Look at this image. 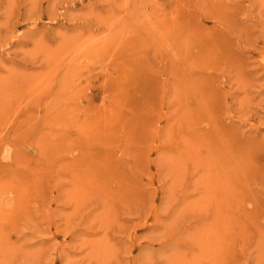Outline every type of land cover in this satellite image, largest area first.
Returning a JSON list of instances; mask_svg holds the SVG:
<instances>
[{"label":"rangeland","instance_id":"374dc122","mask_svg":"<svg viewBox=\"0 0 264 264\" xmlns=\"http://www.w3.org/2000/svg\"><path fill=\"white\" fill-rule=\"evenodd\" d=\"M0 264H264V0H0Z\"/></svg>","mask_w":264,"mask_h":264},{"label":"bare ground","instance_id":"6f19581e","mask_svg":"<svg viewBox=\"0 0 264 264\" xmlns=\"http://www.w3.org/2000/svg\"><path fill=\"white\" fill-rule=\"evenodd\" d=\"M108 118L106 117V119L105 120H107ZM109 120V119H108ZM104 122H106L107 123V121H104ZM110 121H108V123H109ZM107 125V124H106ZM231 186V185H230ZM220 198V197H219ZM221 199V198H220Z\"/></svg>","mask_w":264,"mask_h":264}]
</instances>
